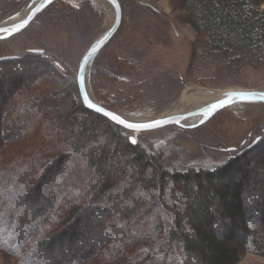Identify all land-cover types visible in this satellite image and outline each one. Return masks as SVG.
I'll return each mask as SVG.
<instances>
[{"label":"trees","instance_id":"trees-1","mask_svg":"<svg viewBox=\"0 0 264 264\" xmlns=\"http://www.w3.org/2000/svg\"><path fill=\"white\" fill-rule=\"evenodd\" d=\"M172 1L202 59L264 49V0ZM132 133L86 108L51 57H0V247L19 264H239L244 245L264 257V180L250 207L237 178L244 163L264 166L255 147L185 168L173 148L150 153ZM78 224L82 243L63 244ZM43 236L61 250L47 255Z\"/></svg>","mask_w":264,"mask_h":264},{"label":"rangeland","instance_id":"rangeland-1","mask_svg":"<svg viewBox=\"0 0 264 264\" xmlns=\"http://www.w3.org/2000/svg\"><path fill=\"white\" fill-rule=\"evenodd\" d=\"M31 1L0 0V23L25 9ZM120 1L124 12L122 27L90 66L89 82L97 103L125 116L148 114L155 118L172 108L184 91L221 95L236 89L264 91V49L216 52L209 59H202L201 38L185 22L182 8L172 0ZM106 2L56 0L27 28L0 39V57L40 52L51 57L77 83L84 53L115 21L116 10L109 3L115 16L109 24ZM259 8L264 9V4ZM237 105L225 107L201 125L194 126L203 119L199 116L190 125H167L133 132L130 136L150 153L173 148L177 159L174 162L185 168L218 167L254 147L253 153L264 163V102L246 101ZM15 144L19 145L16 142L12 146ZM251 163L256 161L252 158ZM244 164V172H239L237 178L245 185L251 207L254 197L260 195L256 189L264 180V166ZM44 192L37 201L44 197ZM251 210L252 215L259 216L258 211ZM110 211L114 214L116 210ZM71 229L72 237L68 235L63 244L74 248L84 240L86 224ZM40 236L37 233L34 238ZM42 238L49 240L46 236ZM61 241H48L47 255L57 251ZM64 258L63 264H68L69 256ZM0 264L19 263L17 257L0 247ZM239 264H264V257L244 245Z\"/></svg>","mask_w":264,"mask_h":264},{"label":"water","instance_id":"water-1","mask_svg":"<svg viewBox=\"0 0 264 264\" xmlns=\"http://www.w3.org/2000/svg\"><path fill=\"white\" fill-rule=\"evenodd\" d=\"M55 1L56 0H51V2H48V0H32L25 7V9H23L22 11L2 20V22L0 23V39L1 38H9V37L21 32L25 28H27L31 24V22L40 13H42L50 4H52ZM105 1L110 3L115 8L116 18H115L113 25L108 30H106L103 34H101V36H99L89 46V48L86 50V52L84 53V55L80 61L79 68L77 71V76H76L79 93L81 96V100H82V102L86 108L96 112L95 109L89 108L87 106V102H85V99H84L85 96H87L88 100L91 101L93 104H95L97 107H101L105 111H109V112H112L116 115H120L121 118L125 119L129 123H138V122L131 121V120L127 119L125 115L117 113L115 111H112V110L106 108L105 106L97 103L96 101L92 100V98L90 97L89 92H88L86 78H87L88 72H90V66H91L92 62L97 57V55L101 52V50L108 43H110L111 40L117 35V33L119 32L120 28L122 27V24L124 21V12H123V7H122L121 1L120 0H105ZM23 14H26L25 18L10 24V22L14 18H17L21 15L23 16ZM21 24H24L23 28H19V26ZM17 28H19V31H15V29H17ZM4 29H8V31H4ZM93 48H96L95 52H92ZM222 100H224V101L230 100V102L226 103V105L224 107H218L215 111H213L210 115H208L207 113L212 108V106L214 104H218ZM246 101L264 102V91L237 90V89L233 90V91H229V92L225 91L224 93H222V95L220 96L219 99H217L213 102H210L209 104L204 105L201 108L193 109V110H191L187 113H184V114H175V115H171V116H167V117H163V118H158L156 120H152V121H148V122L138 123V124H147V123H154L155 121H161L162 122L160 125L152 128V129H141L138 131H133V130H129V129H126V130H128L130 132H140V131H146V130H153V129L161 128V127H164L167 125H173V124L182 125L183 120L185 118L193 117V116H202L203 119L201 120V122L199 124L194 125V126H197V125H201V124L205 123L206 121H208L216 113H218L220 110L224 109L225 107H228V106H230L234 103H237V102H246ZM96 113H98V112H96ZM98 114L103 115V113H98ZM104 117H106V116H104ZM106 118H108V117H106ZM113 123H115V122H113ZM118 126L123 128V126H121V125H118ZM133 138L134 137H131V139H133Z\"/></svg>","mask_w":264,"mask_h":264},{"label":"bare ground","instance_id":"bare-ground-1","mask_svg":"<svg viewBox=\"0 0 264 264\" xmlns=\"http://www.w3.org/2000/svg\"><path fill=\"white\" fill-rule=\"evenodd\" d=\"M106 5L108 6L107 9H108L109 17H110V19H109L110 20L109 24H110L111 22H113V19H114L115 16H114V12H113L112 7L110 6V4L109 3L107 4V2H106ZM104 6H105V4H104ZM25 16H26V14H23V16L21 15V16H19L17 18H14L10 22V24L25 18ZM107 24H108V22H107ZM86 82H87V88H88L89 95L92 98V100H94L95 96H94V93L92 91V88H91V85H90V82H89V72H88V75H87V78H86ZM220 95L221 94H207V93H204V92H201V93H198V92L187 93V92L184 91L182 96L180 97V99H178V102L176 104L172 105L173 106L172 108H170L169 110H167V111H165V112H163L161 114H158L159 116L157 115V117H155V118H152V117L148 116V114H145V115L134 114V115L126 116V118L131 120V121H134V122L143 123V122H148V121L156 120L158 118H163V117H167V116H171V115H175V114H184V113H187V112H189V111H191L193 109L201 108L202 106L207 105L210 102H213V101L219 99ZM232 105L234 107L238 106L237 103H234ZM198 118H199V116H193V117L185 118L183 120V124H185V125L193 124V123H195L198 120Z\"/></svg>","mask_w":264,"mask_h":264},{"label":"snow or ice","instance_id":"snow-or-ice-1","mask_svg":"<svg viewBox=\"0 0 264 264\" xmlns=\"http://www.w3.org/2000/svg\"><path fill=\"white\" fill-rule=\"evenodd\" d=\"M48 2H51V0H48ZM23 27H24V24H21L19 26V28H23ZM19 28L15 29V31H19ZM4 31H8V29H4ZM95 51H96V48H93L92 52H95ZM84 99H85V102H87V106L89 108L95 109V111L98 113H103L104 116L108 117L111 121L115 122L117 125L123 126V128H125V129H129V130H133V131H138L141 129H152V128H154V127H156L162 123L161 121H155L154 123H147V124L129 123L125 119L121 118L120 115H116L112 112L105 111L101 107H97L95 104H93L91 101L88 100L87 96H85ZM229 102H230V100L229 101L222 100L218 104H214L212 106V108L208 111L207 114L210 115L218 107H224L226 105V103H229ZM131 143L136 144L137 143L136 139H134V138L131 139Z\"/></svg>","mask_w":264,"mask_h":264},{"label":"crops","instance_id":"crops-1","mask_svg":"<svg viewBox=\"0 0 264 264\" xmlns=\"http://www.w3.org/2000/svg\"><path fill=\"white\" fill-rule=\"evenodd\" d=\"M145 8V7H144ZM144 8H142L144 11H147V10H145Z\"/></svg>","mask_w":264,"mask_h":264},{"label":"flooded vegetation","instance_id":"flooded-vegetation-1","mask_svg":"<svg viewBox=\"0 0 264 264\" xmlns=\"http://www.w3.org/2000/svg\"><path fill=\"white\" fill-rule=\"evenodd\" d=\"M149 7V6H148ZM150 8H152V7H150Z\"/></svg>","mask_w":264,"mask_h":264}]
</instances>
